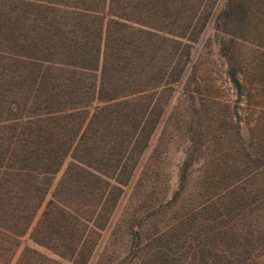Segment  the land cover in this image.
Here are the masks:
<instances>
[{
    "label": "trees",
    "instance_id": "obj_1",
    "mask_svg": "<svg viewBox=\"0 0 264 264\" xmlns=\"http://www.w3.org/2000/svg\"><path fill=\"white\" fill-rule=\"evenodd\" d=\"M214 12L229 39L223 53L228 78L241 92L235 44H255L252 33L264 37V0H0V264L91 263ZM255 45L252 56L263 61L264 40ZM191 132L193 148L183 160L179 189L204 155L205 136ZM240 153L250 161L246 149ZM210 163L202 182L212 191L198 212L182 205L176 225L152 236L169 235L166 242L176 245L156 244L148 249L150 258L176 253L193 237L201 264H259L252 256L240 263L231 256L248 201L235 192L264 167L248 172L220 165V172L236 176L220 189L209 175L217 163ZM142 221L129 212L124 223L147 239ZM28 233L58 259L30 248L14 262ZM250 246L251 240L242 244L244 255Z\"/></svg>",
    "mask_w": 264,
    "mask_h": 264
},
{
    "label": "rangeland",
    "instance_id": "obj_2",
    "mask_svg": "<svg viewBox=\"0 0 264 264\" xmlns=\"http://www.w3.org/2000/svg\"><path fill=\"white\" fill-rule=\"evenodd\" d=\"M209 1L210 4H221V0ZM221 26L218 12L206 18V26L193 47L192 60L183 81L169 99V106L151 137L150 145L141 156L137 173L123 190L117 207H114L109 228L100 237L99 251L90 264H155V259L157 264H201L197 254H194V245L198 240L193 237L188 239L186 245H178L176 253L170 250L157 255L155 259L150 258L152 250L148 249L152 246L166 245L172 249L176 245L171 240L166 242L169 235L163 236V239H158L157 235L153 240L152 236L161 234L164 227L167 229L176 225L178 220L173 219L182 216L179 211L182 205L184 208H196L192 209L193 212L200 210L197 206L212 191L206 188L207 182H202L205 179L204 167L211 165L210 161L217 163V168L209 175L215 178L220 189L236 177L235 172L230 170L220 172V165L233 167V171L244 166L248 172L256 170L258 165L259 168L264 167V60L255 61L252 56L259 49L255 44L264 37L252 33L248 38L255 44L250 46L236 41L238 47L234 49V64L244 84L241 92H238L228 78L227 60L223 53L229 39L220 31ZM192 129H199L205 136L204 155L198 157L189 168L190 179L186 187L179 189L183 160L193 148L190 141ZM194 136L197 139V134ZM241 147L249 153L250 161L240 153ZM68 163L69 159L62 170ZM242 170L241 175L245 173ZM252 174L249 184L242 189L249 192L247 198L241 189L235 192L242 193L248 200L241 208L247 215L243 219L246 221L243 222L242 231L249 235L240 233L231 259L240 263L242 259L252 256L259 264H264V171L260 169ZM175 192L180 193L173 199ZM140 195L147 197L140 199ZM129 212L141 214L143 221L139 226L147 229L143 234L147 239L138 237L139 231H142L138 227L127 229L124 220ZM236 226L241 227L239 223ZM29 234L22 239L14 262L30 248L37 249L48 258L58 259L50 251L33 243ZM247 240H251L250 254L244 255L242 244ZM142 245L145 247L142 248ZM186 248H189L188 252L183 253ZM214 251H218V248L215 247ZM214 255H217V259L221 258L219 251ZM192 256L194 260L190 258ZM60 263L71 264L64 260H60Z\"/></svg>",
    "mask_w": 264,
    "mask_h": 264
}]
</instances>
